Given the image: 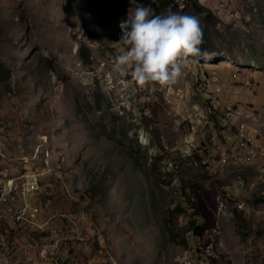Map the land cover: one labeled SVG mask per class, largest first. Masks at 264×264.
<instances>
[{"label":"rangeland","instance_id":"rangeland-1","mask_svg":"<svg viewBox=\"0 0 264 264\" xmlns=\"http://www.w3.org/2000/svg\"><path fill=\"white\" fill-rule=\"evenodd\" d=\"M136 4L200 21L173 85L113 70ZM0 264H264V0H0Z\"/></svg>","mask_w":264,"mask_h":264},{"label":"clouds","instance_id":"clouds-1","mask_svg":"<svg viewBox=\"0 0 264 264\" xmlns=\"http://www.w3.org/2000/svg\"><path fill=\"white\" fill-rule=\"evenodd\" d=\"M121 30L120 42L127 48L115 58L113 70L121 77L130 74L141 87L177 83L182 76V63L189 57L200 56L204 42L196 16L174 12L158 15L142 4L130 11Z\"/></svg>","mask_w":264,"mask_h":264},{"label":"built area","instance_id":"built-area-1","mask_svg":"<svg viewBox=\"0 0 264 264\" xmlns=\"http://www.w3.org/2000/svg\"><path fill=\"white\" fill-rule=\"evenodd\" d=\"M240 151H247L249 154L253 155L254 159L262 154V151L257 150L253 144H247L246 141L240 144ZM35 166V164H32V176H29L28 179H21V190L24 197L23 206H25V209L28 211H31L32 198H34L39 192L40 179L45 178L48 174V169L44 174H36Z\"/></svg>","mask_w":264,"mask_h":264},{"label":"bare ground","instance_id":"bare-ground-1","mask_svg":"<svg viewBox=\"0 0 264 264\" xmlns=\"http://www.w3.org/2000/svg\"><path fill=\"white\" fill-rule=\"evenodd\" d=\"M12 186H14V185H12ZM12 188V187H11Z\"/></svg>","mask_w":264,"mask_h":264}]
</instances>
